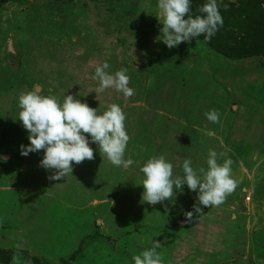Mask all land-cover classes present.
Returning a JSON list of instances; mask_svg holds the SVG:
<instances>
[{
	"label": "rangeland",
	"instance_id": "374dc122",
	"mask_svg": "<svg viewBox=\"0 0 264 264\" xmlns=\"http://www.w3.org/2000/svg\"><path fill=\"white\" fill-rule=\"evenodd\" d=\"M205 2L192 0L193 17ZM218 5L224 23L210 41L169 49L156 41L157 0H0V203L2 190L10 194L0 204V232L16 220L42 227L48 214L53 235L29 239L44 255L55 253L62 230L49 217L62 214L77 227L66 235L70 255L96 244L82 254L89 264H132L153 241L167 247L158 250L164 264H264V0ZM105 61L111 73L127 70L131 97L95 93L94 69ZM34 89L59 100L73 95L99 113L119 105L130 137L125 159L134 164L114 167L89 143L92 160L48 179L43 150L20 155L29 141L15 120L16 98ZM210 110L220 113L218 123L206 119ZM210 149L223 153L218 163L233 161L237 187L224 203L201 206L187 221L196 193L186 185L172 200L142 201L139 168L147 159L163 155L179 175L185 158L206 168ZM20 251L0 250V264L18 257L45 264Z\"/></svg>",
	"mask_w": 264,
	"mask_h": 264
},
{
	"label": "clouds",
	"instance_id": "9594fccd",
	"mask_svg": "<svg viewBox=\"0 0 264 264\" xmlns=\"http://www.w3.org/2000/svg\"><path fill=\"white\" fill-rule=\"evenodd\" d=\"M191 3L192 0H157L158 20L162 28L156 41L171 49L200 36L205 42L215 36L224 23L218 0H206L194 17ZM110 67L107 61L95 67L92 76L98 83L95 93L111 89L125 98L131 97L133 89L129 87L127 70L121 68L111 73L108 71ZM16 99L18 113L15 120H19L27 130L29 141L27 145L20 146V155L27 156L43 150L39 166L53 170L48 179L59 181L71 175L73 164L92 160L93 149L89 143L98 145L99 152L114 167L128 168L134 164L131 158L125 159L130 137L125 128V113L119 105L110 104L107 110L99 113L97 108H90L73 95H65L63 100H59L55 96L41 94L38 89L21 92ZM205 117L211 123H218L220 113L210 110ZM220 156L223 153L210 149L206 158L207 167L199 170L193 168L191 159L185 158L179 175H174V165L165 156L147 159L139 168L142 201L155 205L172 200L183 192L182 186L186 185L189 191L196 193L192 211L184 213L187 221H191L194 215H201V206L221 205L236 189L237 181L232 176L233 161L225 159L223 163H218ZM0 162H3L2 159ZM160 248L161 244L153 241L150 248L131 257L132 264H164L158 251Z\"/></svg>",
	"mask_w": 264,
	"mask_h": 264
},
{
	"label": "crops",
	"instance_id": "0c3cea01",
	"mask_svg": "<svg viewBox=\"0 0 264 264\" xmlns=\"http://www.w3.org/2000/svg\"><path fill=\"white\" fill-rule=\"evenodd\" d=\"M8 195L10 196L9 192L2 190L1 193L2 202L0 204L3 203L4 196L7 197ZM11 201H13L12 202L13 206L16 207L17 205H14V203L17 204L18 202H14L12 198ZM74 215H78V214H74ZM49 218L53 220V223L59 227L58 229L61 228L62 230L61 232L56 231L54 234V235H58V238L59 236H61L59 238L60 242H57L58 238L55 239V242H57L54 244V246H56L55 253H47L46 255H44L40 250V245L35 243L34 241L31 242L29 239L30 233H38L43 231L45 235H49L50 233L51 236L53 235L52 230H50V228L48 229V214H45V217L40 218V219H44L43 220L44 226L42 227L37 226L36 223H34L36 225V228L33 226V224L31 225L26 223L22 225L17 220L11 221L12 223L8 222L9 223L8 227L1 229L0 232V236L4 235V239L1 238L0 240V250H10V249H18L21 251L28 250L32 255H34L35 257L38 256V258L43 260L45 264H55V262H57V264H63L62 262H65L70 258L74 259V262H72L71 264H87V263L89 264L90 261L87 259V257L82 256V254L85 253L87 248H90V246H95L96 244L89 242L88 244L85 245V247L87 248L83 249L82 252L81 249L76 248L78 249L77 252L75 251L74 253H72L74 255H70L69 251L72 250V247H69V243H70L69 241L66 242V240H68L66 235L69 229H77V227L74 226V223L70 222L68 217L65 218L63 217L62 214H54V215L50 214ZM90 225L91 223H89L88 225L89 228ZM161 246L166 250L167 247H165L162 244ZM158 250L161 252L160 249ZM7 264H30V263L18 257L16 259L10 260Z\"/></svg>",
	"mask_w": 264,
	"mask_h": 264
},
{
	"label": "trees",
	"instance_id": "16d2710c",
	"mask_svg": "<svg viewBox=\"0 0 264 264\" xmlns=\"http://www.w3.org/2000/svg\"><path fill=\"white\" fill-rule=\"evenodd\" d=\"M226 3L228 4L229 3V1L228 0H226ZM21 252V251H20ZM22 255V254H21ZM27 258V257H26ZM31 262V261H30ZM33 263V262H32ZM34 264H37V263H34Z\"/></svg>",
	"mask_w": 264,
	"mask_h": 264
},
{
	"label": "water",
	"instance_id": "95a60500",
	"mask_svg": "<svg viewBox=\"0 0 264 264\" xmlns=\"http://www.w3.org/2000/svg\"><path fill=\"white\" fill-rule=\"evenodd\" d=\"M228 1L233 3V2H235L236 0H228Z\"/></svg>",
	"mask_w": 264,
	"mask_h": 264
}]
</instances>
